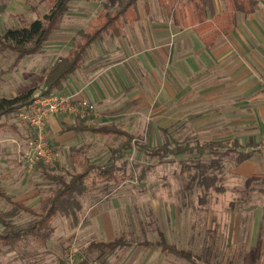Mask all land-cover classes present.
Masks as SVG:
<instances>
[{
    "label": "rangeland",
    "instance_id": "rangeland-1",
    "mask_svg": "<svg viewBox=\"0 0 264 264\" xmlns=\"http://www.w3.org/2000/svg\"><path fill=\"white\" fill-rule=\"evenodd\" d=\"M107 2H71V10L61 28L40 53L16 63L15 53L0 51V98L28 91H32V98L43 91L53 64L72 49L73 37L76 42L82 39L83 30L90 27L91 20ZM1 4L5 5L0 9L1 34L22 25L24 20L43 17L52 7L50 2L42 0H0ZM157 104L155 99L148 109L146 124L138 125L143 130L135 132L134 146L116 161L114 173L119 181H106L97 176L96 170L85 180V189L79 196L83 205L80 224L75 227L72 219L57 218L54 220L56 232L45 246L26 235L14 250L2 248L0 264H68L72 247L84 257L86 264H264V237L259 244L258 237L251 239L253 212L264 205V172L260 174L263 177L247 185V177L233 171L237 165L234 153L225 154V150L203 157L197 154L166 159L147 156L142 145L158 147L173 145L175 141L195 145L210 140L212 135L206 124L184 125L177 118L164 122L162 109L156 107ZM59 115L85 119L71 114ZM50 119L45 135L51 154L56 158L44 164L50 173L62 174L68 181L90 163L104 166L113 150L124 141L123 137L115 135H89L87 154L76 160L69 159L67 145L56 144L54 137L49 136ZM16 120V114L2 118L6 126L0 127V189L15 199L30 196L25 203L40 211L44 197L51 195L59 184L48 179L40 165L29 169L19 160L23 150L28 148L31 131L28 126L17 125ZM86 120L91 124L99 122L94 116ZM216 128L221 131L226 125L219 124ZM261 157L263 159L264 155ZM215 159L221 160V167H213L209 174L218 177L217 186L223 190L212 188L205 193L197 181L191 185L190 176L197 172L199 161L210 164ZM12 209V204L0 196V211ZM35 218L21 211L9 219L15 225H23ZM3 228L0 222V232ZM162 233L167 243L186 251L192 258L158 246L142 245L145 241L159 240ZM115 238L127 240L126 244L104 254L97 249L90 251L92 243Z\"/></svg>",
    "mask_w": 264,
    "mask_h": 264
},
{
    "label": "crops",
    "instance_id": "crops-1",
    "mask_svg": "<svg viewBox=\"0 0 264 264\" xmlns=\"http://www.w3.org/2000/svg\"><path fill=\"white\" fill-rule=\"evenodd\" d=\"M206 1L205 7H198L199 12L194 8L185 12L180 25L174 20L173 0H138L121 18L118 32H102L87 47L81 65L66 79L61 91L93 101L98 124L66 115L53 116L48 124L54 142L67 145L69 159L87 154L89 135L124 138L89 130L93 126L116 127L135 139V132L143 130L138 125L146 124L148 109L156 99L166 123L177 118L184 125L206 124L210 126V140H237L249 145L244 150L252 156L234 166L235 174L248 178L264 172V0H258L250 14L232 10L227 0ZM177 5L187 10L192 2L178 0ZM117 8L106 9L104 5L100 13ZM90 28L91 23L83 32ZM81 41L73 37L72 49L57 62L69 56ZM219 124L226 128L219 131ZM142 149L145 151V145ZM42 173L46 176L43 168ZM29 197H12V201L32 208L25 203ZM61 217L71 220L64 215L56 219ZM79 218L78 225L81 212ZM252 218L251 239L258 237L259 244L264 237V205ZM71 224L78 226L73 221Z\"/></svg>",
    "mask_w": 264,
    "mask_h": 264
},
{
    "label": "trees",
    "instance_id": "trees-1",
    "mask_svg": "<svg viewBox=\"0 0 264 264\" xmlns=\"http://www.w3.org/2000/svg\"><path fill=\"white\" fill-rule=\"evenodd\" d=\"M51 3V10L43 17H37L32 21L24 20V23L18 27H11L5 33H0V51H10L16 54V63L20 62L23 58L29 55L39 53L43 50L44 44L49 40L51 35L61 28L62 22L66 14L70 11V4L74 0H42ZM174 1V20L178 24H183L185 12L198 11V7H205L206 0H191L192 5L185 8L178 7V0ZM231 9L244 14L252 13L258 4V0H227ZM138 0H108L106 9L109 6L118 5V8L111 12L103 10L98 17L91 22V28L82 33V41L76 43V49L67 57L62 58L57 62L48 72L45 81V89L43 94H49L55 91H61L64 88L66 79L74 72L82 63L83 54L87 47L92 44L102 32L119 31L117 26L122 17L126 16L130 7L136 5ZM3 4V3H2ZM0 6L2 10L5 5ZM204 14L206 10L203 8ZM200 15L202 16L203 13ZM203 18V17H202ZM11 70V69H10ZM32 91L22 93L15 97H2L0 98V126L5 124L2 118L12 116L16 113L17 108L28 102L31 99ZM86 119H83V122ZM89 130L96 133L117 134L124 136L122 144L115 149L111 159L104 166L89 165L82 172L76 173L72 176L71 180L67 181L61 174H51L47 170L44 163H40L46 177L55 181L59 186L52 192L51 195L45 197L42 201V208L40 211L28 208L22 202H13L12 197L5 191L0 189V196L12 204L13 209L9 212L0 211V222L3 225V230L0 232V251L6 248V251H12L19 244V242L26 236L30 235L38 243L46 245L56 231L54 220L59 215H64L72 219L74 225L79 223V213L82 210V203L79 196L85 189V180L90 177L93 171H98L97 176L104 180L119 181L114 171L117 168L116 161L123 158L126 151L131 149L133 145V136L129 133L118 129L109 127H90ZM249 147V145H246ZM243 146L237 140H208L205 142H198L195 145L181 144L175 141L173 145L164 144L159 147L145 146V154L150 157H158L159 159H166L170 156H179L183 154H197L203 157L205 154L219 153L225 150L234 153V161L240 164L245 160L251 158L252 153L245 151ZM227 151V152H226ZM221 167V160H213L210 164H202L200 161L196 165L197 172L190 176L191 185L197 181L205 193H208L212 188L215 190H223L217 186V176L209 174L213 167ZM263 177L262 175L255 174L248 177L246 180L247 185H250L256 179ZM25 211L36 216L32 221L23 224L15 225L9 218L17 213ZM9 217V218H8ZM126 241L122 238L113 241L92 243V249L100 251L114 250L119 246L125 245ZM145 245L158 246L164 251H170L178 255L187 256L192 258V255L184 250L178 249L175 245L166 242L162 236L159 240L145 242Z\"/></svg>",
    "mask_w": 264,
    "mask_h": 264
},
{
    "label": "built area",
    "instance_id": "built-area-1",
    "mask_svg": "<svg viewBox=\"0 0 264 264\" xmlns=\"http://www.w3.org/2000/svg\"><path fill=\"white\" fill-rule=\"evenodd\" d=\"M96 113V105L87 98L77 96L75 92H51L43 94V91L35 94L28 102L20 105L16 111L17 121L30 128L31 137L28 140V148L23 150L20 161L29 169L40 163H51L53 157L46 139V123L59 114H71L81 118H90ZM264 148V140L261 145ZM68 264H86L84 257L77 249H70Z\"/></svg>",
    "mask_w": 264,
    "mask_h": 264
}]
</instances>
